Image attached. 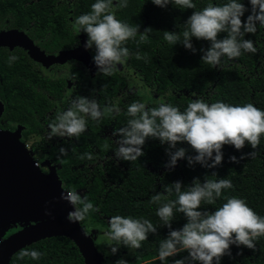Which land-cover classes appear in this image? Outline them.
Masks as SVG:
<instances>
[{
  "label": "clouds",
  "instance_id": "9594fccd",
  "mask_svg": "<svg viewBox=\"0 0 264 264\" xmlns=\"http://www.w3.org/2000/svg\"><path fill=\"white\" fill-rule=\"evenodd\" d=\"M151 2L164 8L173 0ZM174 2L181 9L194 10L184 21L182 34L164 31L163 38L170 44L179 42L186 49L196 52L192 38L207 41L208 46L199 49L200 61L212 67L220 65L224 57H239L242 50L256 51L252 40L244 37L246 33L256 32L257 26L264 28V0H247V4L244 0H208L198 10H195L193 0ZM127 3L128 0H93L89 11L74 16L71 21L77 33H86L83 47L94 50L92 60L98 72L110 75L116 65L124 63L129 56L126 42L136 37L138 32L139 39L145 38L147 27L138 31L137 24L130 25L117 18L115 7L123 8ZM219 33L224 35L218 36ZM15 59V55H9L6 63L11 64ZM67 103V107L57 109L55 121L48 124L49 138H78L85 132L87 120L99 124L105 112L121 111L116 102L102 107L94 96L75 95ZM126 113L130 117L126 124L112 130L115 137L112 156L117 161L136 160L143 155L142 145L146 138H157L161 144L166 143V167L175 166L178 158H183L189 166L199 163L202 167L212 168L223 159V145H232L239 150L247 142L251 149H255L261 134H264V109L251 102H209L194 96L180 110L164 100L156 101L151 107L143 100H133L127 105ZM180 142H186L191 151L181 146ZM66 151L63 145L58 149L59 155ZM255 154V151H249L240 156ZM228 159L238 161L235 155H229ZM213 175H216L214 171ZM230 188L232 181L227 178H205L201 181L199 177H193L188 184H182L177 179L171 182V187H165L169 194L175 193V199L161 202L159 194L150 197L152 202L158 203L155 215L168 228L157 249L156 258L161 264H165L167 257L182 250L187 254L170 261V264H220L221 257L230 253V245L255 248V240L264 235V215L254 211L243 197L235 195H225L217 205L222 189ZM60 198L72 206L66 217L69 222L80 221L90 210H94V205L76 190H62ZM202 202L214 207L202 208ZM174 209L185 218L178 228L171 226ZM45 213L49 214L47 208ZM154 232L156 226L143 216L114 214L107 218L105 236L112 242L111 254H115L121 245L126 246L129 252L138 249L148 234ZM41 255L36 248L21 249L19 253L21 258L28 256L32 260L39 259ZM111 264H128V260L121 256Z\"/></svg>",
  "mask_w": 264,
  "mask_h": 264
},
{
  "label": "trees",
  "instance_id": "16d2710c",
  "mask_svg": "<svg viewBox=\"0 0 264 264\" xmlns=\"http://www.w3.org/2000/svg\"><path fill=\"white\" fill-rule=\"evenodd\" d=\"M58 2L59 0H56L57 6ZM92 2L93 0H71L72 18L89 11ZM193 2L196 5L195 10H198L208 0H193ZM244 2L247 4V0ZM36 5V1L25 5L22 0H7V3L3 0L1 15L3 11H6L10 17L32 13L31 9H35ZM60 7L55 12L56 19L64 14L61 12L64 10V5ZM193 10L181 9L174 0L164 8L154 5L151 0H128L126 7L116 6L117 18L130 25L137 24L138 31L148 28L143 40L139 39L138 32L136 37L126 42L125 46L129 49L127 57L129 63L141 71L145 80L151 82V86L156 88V93L167 92L165 101L176 105L180 110H183L194 96L209 102L215 100L228 103L251 102L254 106L264 109V28L257 26L256 32L245 34L244 38L252 40L256 48L255 52L242 50L239 57L232 59L224 57L220 65L212 67L200 61L199 49L202 46L206 48L207 41L193 37L192 42L197 51L192 52L179 42L172 45L163 38L166 30L176 31L178 35L182 34L184 21ZM241 19L243 20V17ZM38 23L40 24V19ZM57 23L61 21L57 20ZM223 35L224 33L218 34V36ZM0 70L7 73V78L13 76L5 61H0ZM1 78L4 79V76L1 75ZM10 106L14 107V101H11ZM4 115L5 111L2 117ZM146 139L151 140L150 144L153 148L157 146L155 150L151 149L152 153L147 158L151 166H143L145 160L141 166H127L122 172L114 169L107 171V175L112 174V178L116 179V187H111L109 191L102 186L103 182L99 178L85 185L87 191L84 197L94 205V210H90L84 219L102 221L96 215L99 211L109 216L114 214L143 216L156 226V232L149 233L138 249L131 252L128 250L124 258L133 260L128 264H134L136 259L142 260L140 264H161L156 258L157 249L159 241L167 234L168 228L163 226V222L155 215L158 203L152 202L150 197L159 194L161 202L175 199V193L169 194L165 191V187H171V182L177 179L181 180L182 184L190 183L193 177H199L201 181L205 178L230 179L232 188L222 189L221 197L216 201L217 205L222 202L225 195H235L243 197L254 211L264 215V134H261L255 149H251L247 142L239 150L232 145H223V159L219 165L212 168L202 167L199 163L189 166L186 160L178 158L175 166L162 170L161 173L153 172L150 168L159 169L165 165L168 158L165 146L160 145L157 138ZM180 144L191 151L186 142ZM146 147L148 145L145 140L142 145L143 155ZM249 151H255V156L246 155L241 158V153ZM229 155L237 156L238 161L229 160ZM62 164L56 174L65 189H73L84 183L79 170H70L65 166V162ZM213 171L216 175H213ZM200 207L211 209L214 205L202 202ZM184 222L183 214L174 209L171 226L178 228ZM39 244V251L42 253L39 258L41 263L83 264V258L77 247L65 236L43 239ZM229 247L230 253L221 257L220 264H264V235L255 240L254 249L244 245ZM19 253H16V257L15 255L12 257L10 264H20ZM186 254L184 250L178 251L174 256L167 257L165 264H170V261ZM24 257L31 259L28 256ZM29 260L26 263H30Z\"/></svg>",
  "mask_w": 264,
  "mask_h": 264
},
{
  "label": "flooded vegetation",
  "instance_id": "af4514ba",
  "mask_svg": "<svg viewBox=\"0 0 264 264\" xmlns=\"http://www.w3.org/2000/svg\"><path fill=\"white\" fill-rule=\"evenodd\" d=\"M2 1L0 0V33L13 31L12 41L16 43L0 45V61L6 62L9 55H15L16 59L11 64L6 63L10 72L13 73L12 77L7 78V73L0 70V101L3 105L0 130L18 131V140L31 154L35 164L43 173H47L51 167L57 172L63 166L62 162H65V166H68L70 170H79L84 183L73 190H76L82 198L87 191L85 185L95 178L101 179L106 191L116 187V179L112 178V174L107 175L109 170L122 172L127 166H141L145 160L143 166H151L147 158L152 153L153 145L148 139H146L148 147L144 150V155L136 160L117 161L112 156L115 139L112 130L123 126L130 118L126 113V107L130 102L143 100L147 106L151 107L158 100L165 101L166 92L156 93V88L151 86V82L145 80L141 71L135 69L127 58L124 63H118L110 75L98 72L97 68L89 67L84 61L87 57L86 55L84 57L82 48L78 59L72 57L51 59L50 56L57 52L79 47L82 37L84 35L86 37L83 31L77 33L71 25L73 19L71 0H59L58 6L56 0H22L25 5L36 1V8L31 9L32 13L14 17L8 16L6 11H3L1 15ZM5 1L7 3V0ZM61 5H64V10L61 11L64 14L56 19L55 12ZM57 20L61 23H57ZM93 51V49H86L90 59H92ZM79 94L94 96L102 107L116 102L121 111L119 113L105 112L99 124L87 120L85 132L78 138L58 136L49 138L47 126L55 121L57 109L67 107L68 99ZM11 101H14V107L10 106ZM4 111L5 115L2 117ZM159 144L166 147V143L159 142ZM61 145L67 149L63 155L58 153ZM43 161L46 162L42 164ZM162 168L151 167L150 169L159 173ZM96 215L102 221L85 218L78 222L84 232L92 237L98 251L103 254L101 264H111L118 257H125L128 248L121 245L115 254H111L112 242L105 236L109 215L99 211ZM22 228L23 225L9 228L0 235V241ZM41 240L43 239L33 241L15 251L8 264L21 249L39 250ZM103 240L105 241L102 243ZM28 260L23 257L19 259V262L20 264H44L40 262V259H30L31 262L29 260L30 263H26ZM132 261L128 259V262ZM141 262L142 260L139 259L134 260V264Z\"/></svg>",
  "mask_w": 264,
  "mask_h": 264
},
{
  "label": "water",
  "instance_id": "95a60500",
  "mask_svg": "<svg viewBox=\"0 0 264 264\" xmlns=\"http://www.w3.org/2000/svg\"><path fill=\"white\" fill-rule=\"evenodd\" d=\"M13 37V31L0 33V45L16 43L12 41ZM85 39L84 35L79 47L57 52L50 58L78 59L82 48L87 57L84 61L89 67L96 68L83 47ZM2 111L0 101V116ZM18 139V131L0 130V235L11 227L23 225L20 231L0 241V264H8L11 255L25 245L52 236L70 239L81 254L83 264H101L103 254L92 237L84 232L78 221L69 222L66 218L72 206L60 198L65 189L56 170L51 167L43 173ZM171 168L164 166L162 170ZM46 208L49 214L45 213Z\"/></svg>",
  "mask_w": 264,
  "mask_h": 264
},
{
  "label": "rangeland",
  "instance_id": "374dc122",
  "mask_svg": "<svg viewBox=\"0 0 264 264\" xmlns=\"http://www.w3.org/2000/svg\"><path fill=\"white\" fill-rule=\"evenodd\" d=\"M105 240L102 241V243L104 242Z\"/></svg>",
  "mask_w": 264,
  "mask_h": 264
}]
</instances>
